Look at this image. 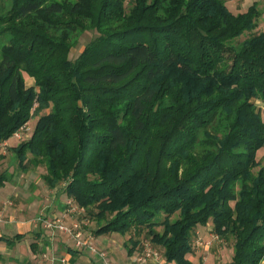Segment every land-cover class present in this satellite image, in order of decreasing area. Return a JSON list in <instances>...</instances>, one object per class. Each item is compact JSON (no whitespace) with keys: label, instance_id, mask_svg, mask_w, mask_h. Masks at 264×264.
<instances>
[{"label":"trees","instance_id":"trees-1","mask_svg":"<svg viewBox=\"0 0 264 264\" xmlns=\"http://www.w3.org/2000/svg\"><path fill=\"white\" fill-rule=\"evenodd\" d=\"M226 1L9 0L0 10V142L36 117L8 148L20 169L42 166L94 234L133 230L136 246L145 233L166 262L192 264V232L209 221L233 239L226 264L264 259V32L238 40L262 13Z\"/></svg>","mask_w":264,"mask_h":264},{"label":"crops","instance_id":"crops-1","mask_svg":"<svg viewBox=\"0 0 264 264\" xmlns=\"http://www.w3.org/2000/svg\"><path fill=\"white\" fill-rule=\"evenodd\" d=\"M23 138L13 135V139L9 137L0 142V154L2 155L0 173L5 171L7 174L6 180L0 186V264H103L99 258L91 256V253H84L75 245L72 246L70 241L65 239L63 232L55 233L53 228L45 226L42 220L36 219L40 212L48 217L52 209L66 207L65 204H60V207L54 205L55 201L52 199L55 193L57 196H63L65 200L68 197L60 186L48 187L45 184L42 174L39 175L37 172L38 168L43 170L42 166L26 171L24 174L26 177L23 178L22 174H14L13 169L9 168L12 161L14 162L13 157L8 156V162L5 163L7 154L5 148L8 150ZM47 192L52 195H50L51 200ZM13 195L19 200L16 207H12V199H8ZM38 207H40L39 212H37ZM65 219L71 224L76 222L66 217ZM91 238L93 239L92 234ZM102 240L103 244L108 247L109 251L105 250V252L112 264L131 263V256L127 251L117 250L106 237ZM72 247L77 251L72 253L69 250ZM93 253L97 256L95 252ZM153 262L154 260L151 259L149 264Z\"/></svg>","mask_w":264,"mask_h":264},{"label":"rangeland","instance_id":"rangeland-1","mask_svg":"<svg viewBox=\"0 0 264 264\" xmlns=\"http://www.w3.org/2000/svg\"><path fill=\"white\" fill-rule=\"evenodd\" d=\"M253 1L257 2L258 8L261 10V16L259 18L257 28L252 31V32H246L245 34L241 35L238 40H241L248 36L249 34L253 32H264V0H227L226 5L227 7L234 13L244 11L248 5H250ZM9 0H0V10L4 9L8 6L7 3ZM93 32L91 31H86L82 33L78 38H77V43L72 47V52L70 56L74 57L76 56L82 49L83 44L90 39L92 36ZM25 81L27 84L32 83V78L27 76L25 74ZM257 103H260L257 101ZM36 117L31 118L25 126L21 127L18 131L21 132L23 135L21 136L23 139L27 138L33 129V126L35 124ZM11 139H13V135L10 136ZM6 159L4 160L5 163L8 162V156L12 157V153L7 150ZM28 156H30L27 153ZM2 158V155L0 154V159ZM257 158L260 162H264V148L259 149L257 153ZM9 168L13 169V173H19L22 174V177L25 178L26 171H22L20 167L18 166L17 162L12 161V165L9 166ZM30 169H36V167H30L28 166V170ZM27 170V171H28ZM37 172L39 175L43 174L44 171L42 168H38ZM13 174V175H14ZM12 176V175H10ZM9 178V176H8ZM61 186L65 188V183H62ZM58 186H56L57 188ZM58 191V190H56ZM49 195V198L51 200V194L47 192ZM51 195V196H50ZM68 197V196H67ZM9 200L12 199V207H16L18 205V197H15V195L11 196L8 198ZM54 202V205L57 207H60V204H65L66 207H60L57 210L52 209V212L49 213V216H43V213L40 212L37 216L36 219H40L43 221L44 225L47 227H50L47 225V222L52 221L56 219V224H62L61 228L60 227H50L53 228L55 233L58 231L63 232L65 239L67 241H70V244L72 246L75 245V238L77 236V228L75 226L72 227L73 224L68 223L65 219V217L68 220L76 221L73 222L77 224V226L80 227V229L86 233H91L93 235V243L96 245V247L99 250H102L103 252L109 251L108 247L104 245L103 243V238L106 237L107 240H109L112 244H114V247L117 250H120L122 252H126L127 249L132 246L133 251L130 254L131 258L134 257H142L146 251V248H150L151 250V256H148L146 258V261L143 263H138V264H144L148 263L151 259L154 260L153 264H176L175 261H168L164 258L163 255V248L160 246H156L152 243H150L149 237L146 236L145 233H140V235L135 236L134 239H137L139 243L136 246H133L132 242L130 241L129 237L134 234L133 230L129 231L128 233L121 235L117 232H112V233H106L103 235H96L94 234V228H95V222L93 218H91L90 214L87 213L86 211L83 212L85 209L78 205L72 198H69L67 200L64 199L63 196L58 195L57 193L54 194V198L52 199ZM55 206V208H56ZM39 212L40 207L37 208ZM64 210H66L64 213ZM59 211H63L62 213H58ZM70 217V219L68 218ZM160 229V227H157ZM57 236V235H56ZM90 238V237H89ZM95 241V242H94ZM191 241L193 245V251L192 253L187 254V257L192 261V264H226L232 257L233 254V246H232V238H222L219 237L213 230L212 224L209 221L206 225H197L191 235ZM79 249V248H77ZM84 251V253H88L91 256L93 255L96 259H98V256H96L93 252L87 250V249H81ZM62 260H65L62 258ZM262 264H264V259L262 260Z\"/></svg>","mask_w":264,"mask_h":264},{"label":"built area","instance_id":"built-area-1","mask_svg":"<svg viewBox=\"0 0 264 264\" xmlns=\"http://www.w3.org/2000/svg\"><path fill=\"white\" fill-rule=\"evenodd\" d=\"M15 136L21 138L22 133L17 131L15 134ZM56 219L47 222V225L50 227H60L62 224H56ZM75 226V228H77V236L75 238V247L79 248V249H87L91 252H95L98 256V258L100 259V261H102L103 264H112V262L110 261L109 257L107 256V253L102 250H99L96 245H94L92 238H91V233H88V231L86 233H82L81 229L79 226H77V224L73 223L72 227ZM90 237V238H89ZM151 250L150 248H146V251L144 253V255L142 257H134L131 259V263L130 264H137V263H143L146 261V258L148 256H151Z\"/></svg>","mask_w":264,"mask_h":264}]
</instances>
